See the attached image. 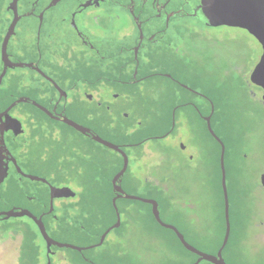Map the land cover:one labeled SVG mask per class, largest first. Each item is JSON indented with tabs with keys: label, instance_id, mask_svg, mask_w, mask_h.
Here are the masks:
<instances>
[{
	"label": "flooded vegetation",
	"instance_id": "af4514ba",
	"mask_svg": "<svg viewBox=\"0 0 264 264\" xmlns=\"http://www.w3.org/2000/svg\"><path fill=\"white\" fill-rule=\"evenodd\" d=\"M199 4L200 0H0V114L11 103L19 100L8 110V114L20 123L19 133L15 134L12 129H7L3 135L0 134L2 162L7 168V175L0 184V203L7 193L15 190L23 194L25 201L22 205L11 208L27 209L35 216H41L45 229L53 240L80 248L103 245L110 231L121 226V212L126 213L127 208L120 211L117 205L120 198L116 199L119 225L110 229L98 245L105 231L116 223V211L111 202L116 193L112 192L110 199L113 218L108 222L104 212L93 211L94 199L89 202L90 191L87 186L77 184L75 187L70 184L73 181H93L104 172L106 163L94 157L89 158L88 148L75 142V139L86 138L108 148L93 139V135L104 139L98 129L104 127L107 120L109 124L116 118L132 121L136 130L146 126L148 117L149 125H152L162 116L169 115V125L158 137L171 135L167 148H172L177 146L175 142L180 138L179 133L185 119L184 116L178 118L177 112L180 108L187 107V125L193 122L191 118L196 115L204 120L208 135L218 146L217 157L213 162L205 163V155H193L187 152L181 141H177L178 149L185 156V174L180 182L178 179L169 181L168 175H165L161 176L159 186L153 171H149L148 180L154 186H159L152 198L158 203L159 214L161 206L170 207L187 197V213L192 218L194 247L200 250L199 246L207 239L215 240L212 248L200 251L216 255L225 232L221 143L210 134L205 117L209 116L211 125L213 117L228 116L230 113L226 109L227 105L220 103L219 93L198 90L197 78L194 74L184 73L181 64L183 61L190 62L194 53L199 50L198 39L203 27L228 25L207 24L198 9ZM6 36V55L3 56L2 47ZM17 63L22 66H15ZM254 67L246 79L248 94L264 109L261 97L263 90L250 81ZM17 68H24L26 74L17 72ZM183 74L187 76L183 77ZM156 77L173 86L174 90L171 91L163 89L167 94L166 98L174 99L180 93L177 102L170 109L168 106L163 109L165 104L160 105L152 97L155 94L144 86ZM199 97L207 106H201ZM136 101L141 106H136ZM19 105V109H16ZM68 121L90 131L83 133ZM4 122L5 116L0 115V124ZM211 128L224 144L223 164L229 201L230 233L221 255L225 263L229 264L231 253L227 249L231 239L242 241L244 232L254 225V219L257 235H264V169L255 180L242 174L244 167L240 163L246 161L248 154L242 150L241 141L251 136L255 130L246 125L240 126L239 131L228 128L221 132L212 125ZM118 134H121V129ZM118 146L124 151L122 145ZM117 153L122 157L121 153ZM154 153L160 156L156 162H165V150L154 149ZM147 154L142 150L134 159L139 161ZM127 169L128 163L121 176V187ZM133 172L134 169L129 171V177L135 179L136 174ZM28 175L44 181L31 179ZM25 181L40 182L43 185L38 184L30 190ZM56 181L67 184L55 187H69L74 195L51 198L50 186ZM188 181L192 182L190 190L186 189ZM158 196L165 199L166 203L163 204ZM252 198H256V211L249 210ZM220 199L221 212L218 211ZM149 209L153 217L150 204ZM220 214L223 233L217 241V219L219 220ZM32 222L39 231L34 221ZM101 226L104 228L96 243L77 244L78 240ZM177 229L183 234L178 227ZM167 230L175 235L172 230ZM32 233L34 234V230ZM183 236L185 238L184 234ZM118 241L119 238L115 236L109 238L108 242L115 245ZM32 246L36 247L38 256L36 243L23 244L22 239L18 259L21 254L25 259ZM65 248L80 252L78 259L86 264H94L95 259L101 257L112 258L109 264H117L121 260L120 251L115 248L108 253L102 249L94 257H88L83 253L85 249L78 251L51 244L47 253L43 240L45 262L49 259V264H71V257L69 259L63 254ZM197 258L196 255L194 260Z\"/></svg>",
	"mask_w": 264,
	"mask_h": 264
},
{
	"label": "rangeland",
	"instance_id": "374dc122",
	"mask_svg": "<svg viewBox=\"0 0 264 264\" xmlns=\"http://www.w3.org/2000/svg\"><path fill=\"white\" fill-rule=\"evenodd\" d=\"M198 42L199 50L194 53L191 60H189L190 62H182V71L195 75L198 90L207 93L217 91L220 103L227 105L226 109L230 113L228 116L213 117L211 119V125L214 129L221 132H225L228 128L239 131L241 130L240 126L246 125L248 128L255 130L251 136L241 141L242 150L248 154V157L246 161L240 163L244 167L242 174L255 180L264 169V109L255 98L248 94L249 87L246 79L261 55V46L246 30L230 26L203 27ZM23 69L17 68L16 71L26 74ZM186 76V74H183V77ZM146 84L148 85H144L145 88L150 93L155 94L152 97L158 100L160 105L165 104L163 109L167 106L170 109L177 102L180 93L174 99L166 98L165 95L167 94L163 89L166 88L168 91L174 89L173 86L168 85L161 78H153ZM198 102L201 106H207V103L200 97ZM135 104L141 106L139 101H136ZM20 106H17L16 109H19ZM186 110L187 107H182L177 112L178 118L184 116L185 119L183 129L179 133L180 138L176 139L175 142L177 146L172 148H167V142L171 141V135L158 137L169 125V115L162 116L158 122L154 121L152 125H149L150 117H148L149 122L145 123L146 126L136 130L134 122L119 118L114 119L112 124H109L107 120L106 125L98 129L104 139L124 147L128 157V169L125 173L126 177L123 180L122 188L126 193L143 198H153L156 194L155 189L160 186L161 176L168 175L167 179L169 181L178 179L180 182L182 175L185 174H183L185 156L178 149L177 141H181L186 146L187 152L193 155H205V163L213 162L217 157L218 146L208 135L204 120L196 115L191 118L193 122L188 126L186 120L188 113H185ZM118 128L121 129V134H118ZM75 142L80 145L84 144L88 148L89 158L94 157L97 160H104L106 163L104 172L97 175L93 181H73L70 184L75 187L77 184L87 186L89 191L93 193V211L104 212L107 215L108 222H110L111 217L113 218L110 210V199L113 192L111 180L117 169L122 165V157L116 151L105 148L86 138H76ZM121 143H127V145L123 146L124 144ZM154 149L165 150L164 163L156 162L160 159V156L154 153ZM142 150H145L148 154L136 161L135 156L139 155ZM131 169H134L135 179L129 177ZM149 171L156 173L155 177L159 186H154L148 180L150 178ZM153 172L150 173L153 174ZM235 174L236 172L233 170V175ZM25 184L29 186L30 190L38 184L43 185L40 182L30 183L28 181H25ZM51 184L55 187L67 183L56 181ZM187 185L189 189H186L190 190L192 182L188 181ZM251 200L249 210L256 211L254 203L256 198ZM24 201L25 198L22 193L11 190L5 195L4 201L0 203V211L18 207ZM187 204L188 199L184 197L179 203L170 207L161 206L160 216L165 223L178 227L185 235L186 240L194 246L192 218L188 216ZM117 205L120 211H123L125 207L127 208L126 213L121 212V226L110 231L103 245L85 249L83 251L85 256L94 257L102 249L103 252L108 253L115 248L120 251L121 256V260L117 264H190L195 261L192 255L187 254L182 249L169 230L153 220L148 203L120 198ZM218 211L221 212V199ZM255 222L256 219H254V225L244 232L242 241L231 239L227 249L231 253V257L228 259L229 264H264V235L261 237L257 235L258 230ZM217 223L216 240L219 241L223 233L221 214L219 220L217 219ZM33 225V222L25 216L10 217L8 219L0 218V264H18L19 244L22 239L24 244L33 237L34 243L38 247L37 264H47L43 254V239ZM103 228L101 226L100 229L90 232L87 237L78 240L77 244L92 245L96 243ZM30 229L34 230V234ZM115 236L119 238L118 243L115 245L109 244V238L112 239ZM214 243L215 240L209 241L207 239L205 245L203 244L199 248L200 250H208ZM63 250V254L67 255L68 258L71 257V264H86L78 259L80 252L67 248ZM26 255L33 257L34 252L30 249ZM111 260L112 258L101 257V259H95L93 263L109 264ZM23 264L27 263L23 262ZM60 264H68V262H61ZM199 264L209 263L201 261Z\"/></svg>",
	"mask_w": 264,
	"mask_h": 264
},
{
	"label": "water",
	"instance_id": "95a60500",
	"mask_svg": "<svg viewBox=\"0 0 264 264\" xmlns=\"http://www.w3.org/2000/svg\"><path fill=\"white\" fill-rule=\"evenodd\" d=\"M199 11L201 12L203 19L207 22V24L212 26H218V25H228V26H234V27H240L243 29H246L251 35H253L257 41L260 43L262 47V54L255 65L254 69L252 70L250 74V81L262 88V100L264 102V0H200V4L198 7ZM7 41V36L5 37L3 47H2V55H6L5 50V43ZM15 66H22L21 63H17ZM19 101V100H18ZM18 101H15L11 103L0 115L5 116V122L3 124H0V134L3 135V132L7 129H12L15 134L20 132V123L17 119L9 116L8 110ZM207 128L211 135L214 136L220 143H221V153H220V165H221V171H222V188H223V198H224V220H225V232L223 241L221 243V246L219 247L217 254H207L204 253L197 248H195L193 245L188 243L183 234L177 229L176 226L172 224L165 223L161 218L158 210V203L155 199L152 198H143L135 195H130L126 193L122 187L119 185L121 181V176L125 172L127 168L128 158L125 152L116 144H113L107 140L102 139L101 137L97 135H93V139L104 146L111 148L119 153H121L123 157V164L122 167L116 174L113 176L111 183H112V189L113 192L116 193V195L112 198V206L114 210L116 211L117 220L116 223L108 228L105 233L102 235L99 243L101 244L103 237L105 234L112 228H115L119 225L120 217L116 205V199L117 198H127L132 200H139L145 203H148L151 205V212L156 220V222L162 226L163 228L172 230L177 238L179 239L180 243L183 245V247L190 251L191 253H194L198 256V258L190 263V264H199L202 260L208 261L212 264H226L221 252L224 248V246L227 243L229 233H230V222H229V201H228V195L226 191L225 186V171H224V164H223V155H224V144L219 140V138L215 135L213 132L211 125H210V119L209 116L205 117ZM69 124L72 126L78 128L83 133L89 132L90 130L88 128H83L81 126H78L77 124L68 121ZM18 168V167H17ZM7 175V168L6 166H3L2 162V154L0 152V184L4 180V178ZM31 179H37L44 181L42 178H38L35 176L28 175ZM262 180L264 183V175L262 176ZM74 191L69 187H53L50 186V196L53 197H68L73 196ZM0 216H2L4 219H8L10 217H21V216H27L34 223L37 225L39 233L44 240L46 244L47 253L49 250V247L51 244H57L58 246H65L70 247L73 249H76L78 251H81L85 248H80L71 244L67 243H60L55 240H53L47 233L45 226L41 220V216L37 217L34 214H32L27 209H17V208H11L6 211H0ZM92 247V246H90ZM47 264H49V259L47 261Z\"/></svg>",
	"mask_w": 264,
	"mask_h": 264
},
{
	"label": "trees",
	"instance_id": "16d2710c",
	"mask_svg": "<svg viewBox=\"0 0 264 264\" xmlns=\"http://www.w3.org/2000/svg\"><path fill=\"white\" fill-rule=\"evenodd\" d=\"M93 193L90 191L89 195H88V200L89 202H92L93 201ZM158 198L160 199L161 202H163V204L166 203V200L161 198L160 196H158ZM166 206V205H165ZM155 221V220H154ZM156 222V221H155ZM174 238L175 240L177 241V243L182 247V249L187 253V254H190L194 257V259L196 258V255L194 253H191L190 251L186 250L183 245L180 243L179 239L174 235ZM34 241V237L30 239V241H27V243L29 245H32L34 244L33 243ZM32 249H33V252H34V255L33 257H26L24 259V257L22 256V254L20 255V258L18 259V264H23V262L27 263V264H37V252H36V247L32 246Z\"/></svg>",
	"mask_w": 264,
	"mask_h": 264
}]
</instances>
